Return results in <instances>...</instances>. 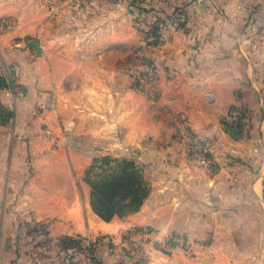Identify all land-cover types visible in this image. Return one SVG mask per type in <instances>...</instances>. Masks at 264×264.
Instances as JSON below:
<instances>
[{
	"label": "crops",
	"instance_id": "obj_1",
	"mask_svg": "<svg viewBox=\"0 0 264 264\" xmlns=\"http://www.w3.org/2000/svg\"><path fill=\"white\" fill-rule=\"evenodd\" d=\"M133 1H60L52 18L83 31L56 29L48 47L46 0H0V19H14L0 29V63L23 92L15 100L0 93V134L25 144L5 147L29 155L21 219L45 223L40 235L55 250L24 244L15 217L4 213L10 258L2 263L66 264L67 236L83 249L94 241L100 264H264V0ZM148 11L180 13L182 23L163 26L159 44H148L138 28L147 27ZM138 50L156 64L153 97L128 72ZM233 109L237 126L224 121ZM181 117L213 164L186 153L175 135ZM104 154L142 164L149 185L137 210L108 221L91 209L83 179ZM133 226L159 238L178 234L188 247L165 252L135 236L147 253L137 263L124 237Z\"/></svg>",
	"mask_w": 264,
	"mask_h": 264
},
{
	"label": "trees",
	"instance_id": "obj_2",
	"mask_svg": "<svg viewBox=\"0 0 264 264\" xmlns=\"http://www.w3.org/2000/svg\"><path fill=\"white\" fill-rule=\"evenodd\" d=\"M136 1H133L135 6ZM179 14L168 16L148 11L150 18L147 20V27L138 28L148 44L158 45L163 26L172 22L177 25L182 23ZM0 83L2 86L7 85L3 78ZM83 179L90 187L91 209L106 221L137 210L149 193V185L144 178V166L129 157H114L109 154L94 157L86 167ZM60 246L62 253H68L67 258H71L74 252H84L85 264H100L94 241L83 249L79 238L64 236L60 240Z\"/></svg>",
	"mask_w": 264,
	"mask_h": 264
},
{
	"label": "built area",
	"instance_id": "obj_3",
	"mask_svg": "<svg viewBox=\"0 0 264 264\" xmlns=\"http://www.w3.org/2000/svg\"><path fill=\"white\" fill-rule=\"evenodd\" d=\"M13 26V22L9 18L0 19V29L1 28H10ZM129 75L133 81L134 87L144 90L149 96H154V83L156 78V64L150 59L146 58L144 53L141 50L136 51L133 62L128 69ZM5 79L7 83L6 86H2L0 83V93L4 92L5 94L12 97L14 100L19 99L23 92L19 87L16 81H13L9 75L8 69L0 63V81ZM239 120L238 110H230L224 117V121L230 126H237ZM177 130L176 137L179 139L186 153L193 159H195L201 165H210L213 164L211 156L208 154V151L203 143L202 138H200L196 133H194L186 120L185 117H181L177 120ZM142 235L143 238L149 239L151 241L156 240V232L154 229L149 227H130L125 233L124 237L129 243L127 246L129 256H131L136 262H142L146 260L144 255V250L142 247V240L135 238V236ZM160 248L165 252L172 251L176 245L188 247L187 241L178 234L170 233L165 235L162 238L158 237L157 240ZM83 261L85 258L82 257ZM79 260L77 264H82ZM70 264V263H66Z\"/></svg>",
	"mask_w": 264,
	"mask_h": 264
},
{
	"label": "rangeland",
	"instance_id": "obj_4",
	"mask_svg": "<svg viewBox=\"0 0 264 264\" xmlns=\"http://www.w3.org/2000/svg\"><path fill=\"white\" fill-rule=\"evenodd\" d=\"M63 1V0H60ZM59 0H46V6L47 9H49L48 11V21L46 23L45 26V31H44V39H45V43L48 45V47H52L54 45L53 43V37L54 35L58 34V32L56 31V29H60V33H66V34H73L75 32H80L81 30L83 31V29L79 28V25H67L68 22H66L65 20H62L61 23H59V18H55V20L52 18V16L58 15V12L53 9V6L58 5ZM55 12V13H54ZM80 14V11H78ZM70 13L73 14V12H66L64 11V16H68ZM77 17V16H76ZM62 18V17H61ZM9 19L14 22V19H12L11 17H9ZM53 20L55 21V23H53ZM65 22V23H64ZM64 23V24H63ZM55 24V26H54ZM61 26V27H59ZM74 26V29L72 30L71 28ZM64 30V32H63ZM3 133V132H2ZM15 144L17 145H22L23 150H24V142L21 140L20 143H18V140H14L11 138H7L5 135L2 136L0 134V231H1V224H2V220H3V216L4 213H6V218H8L7 216L9 214H11L12 216L15 217V222H14V227L18 228L19 232H23L25 239V243L24 244H28L30 241V243L32 244V242H36L37 244H42L44 243V245H49L47 244V240L42 237L40 235L41 230H44V225L45 223H28L26 224V222L21 219L22 218V214H21V208H20V200L22 198V195L24 194L25 190H26V184L29 178V173L31 172L30 168H27V159H29V155L28 154H15L13 152H11V149L5 150V147H10V146H14ZM98 157V156H96ZM17 158L19 159L18 163V167L20 168V170H13L12 169V164L11 161ZM24 162V164H22ZM9 168V170H8ZM83 177H84V173H83ZM7 222V221H5ZM2 233V234H1ZM3 232H0V242L1 245L0 246V260H1V264L3 259H7L10 258V256L8 257V255H6L5 252V248L3 247L4 242L2 241V238L5 237V235L3 236ZM32 239V240H31ZM4 240V239H3ZM158 240V235L156 236V240L155 242H157ZM15 241V239H14ZM144 241V240H143ZM42 242V243H41ZM19 241L17 242L18 245ZM16 245V247H17ZM43 245V244H42ZM126 247L129 246V243L127 242V245H125ZM128 249L126 248V251ZM144 250V249H143ZM54 248L51 246H46L45 248H42L40 252H42L43 254H48L53 256V252H54ZM145 252V250H144ZM64 262L65 263H71L72 264H77L79 263L78 260L77 261H72L70 260V258H67L66 255H68V253H62ZM147 254L146 252L144 253V255ZM78 255V253L76 254V256ZM127 255H129V253L127 252ZM131 257V256H130ZM67 258V259H66ZM132 258V257H131ZM133 259V258H132ZM67 260V261H66ZM69 260V261H68ZM81 260V259H80ZM70 263V264H71ZM82 264L83 260H81ZM138 263V262H137Z\"/></svg>",
	"mask_w": 264,
	"mask_h": 264
}]
</instances>
